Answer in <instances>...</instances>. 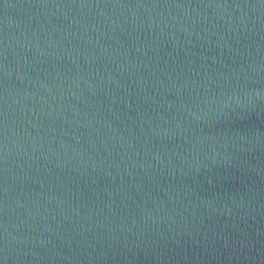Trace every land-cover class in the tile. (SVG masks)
<instances>
[{"label": "water", "instance_id": "water-1", "mask_svg": "<svg viewBox=\"0 0 264 264\" xmlns=\"http://www.w3.org/2000/svg\"><path fill=\"white\" fill-rule=\"evenodd\" d=\"M0 264H264V0H0Z\"/></svg>", "mask_w": 264, "mask_h": 264}]
</instances>
